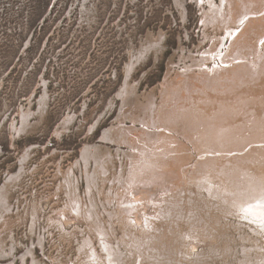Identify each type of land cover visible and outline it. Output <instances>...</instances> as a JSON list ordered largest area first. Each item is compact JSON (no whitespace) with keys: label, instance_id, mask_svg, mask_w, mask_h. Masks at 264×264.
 <instances>
[{"label":"rangeland","instance_id":"374dc122","mask_svg":"<svg viewBox=\"0 0 264 264\" xmlns=\"http://www.w3.org/2000/svg\"><path fill=\"white\" fill-rule=\"evenodd\" d=\"M240 4L241 14L262 11L255 25H262L264 34V0H240ZM201 7L196 0H0V201L3 198L5 204L0 208L1 264L12 259L2 257L7 254L21 264L20 257L31 249L33 256L26 264H32L33 258L43 264L76 261L75 240L81 239L80 233L75 238L62 235L49 220L53 210L63 211L67 203L66 194L59 191L63 175L82 161L85 144L98 142L103 131L117 122L124 105L121 96L137 94L138 101L144 102L152 92L160 104L183 62L190 65L191 54L200 60L225 37L226 26L208 19L209 7ZM259 39L253 40L254 50L240 51L234 45L233 58L240 60L234 63L235 70L230 66L212 82L202 81L206 76L197 72L174 84L170 95L179 102L182 120H204V133L221 138L222 144L228 139L227 151L247 147L243 154L233 155L231 162L246 168L248 175L232 167L225 152L210 173L224 181L222 188L241 194L246 190L262 203L264 39ZM209 63L212 66L213 60ZM208 118L216 124L208 125ZM181 141L193 150V143ZM188 162L190 177L197 170H191L192 157ZM230 167L229 176L225 171ZM77 174L74 190L83 197L87 185ZM184 180H180L183 186ZM72 226H67L70 233ZM240 232L229 230L233 254L228 259L238 251L239 259L243 257L248 235L258 237L248 229Z\"/></svg>","mask_w":264,"mask_h":264},{"label":"bare ground","instance_id":"6f19581e","mask_svg":"<svg viewBox=\"0 0 264 264\" xmlns=\"http://www.w3.org/2000/svg\"><path fill=\"white\" fill-rule=\"evenodd\" d=\"M198 1L201 8L209 7L211 15L208 19L218 26H226L225 37L219 38L213 49L200 60L188 52L191 64L183 62L179 77L170 82L168 87H172L167 89L160 104L152 92L143 99L147 103L141 98L139 102L137 94L129 98L128 93L121 96L124 105L117 122L103 131L98 142L85 144L82 161L76 162L63 175L64 184L59 191L66 194L67 203L63 211L53 210L55 213L49 220L56 223L62 235L75 238V233H80L81 239L75 240L79 256L73 264H232V260L235 264H264L261 241L264 238V202L256 201L246 190L241 194L228 191V187L222 188L220 184L224 181L210 173V168H216L218 160L224 158L221 154L225 152L232 166L231 157L243 154L247 147L234 149L233 153L227 151L224 143L228 139L225 137L222 144L221 138L204 133L207 127L204 120H182L183 115L177 112L179 102L175 97L176 101H172L170 95L174 84L180 85L184 78L197 76V72L206 76L202 81L212 82L216 77L221 78L230 66L235 70L234 63L240 60L233 58L234 45L237 43L236 48L240 51L254 50V38L264 39L260 30L262 25H255L257 18L262 17L258 16L262 11L241 14L240 0H217L219 4L216 0H196V3ZM228 23L235 26L230 27ZM210 60H213L212 66ZM174 67L175 61L170 62V69ZM175 90L182 92L181 88ZM180 99H184L183 92ZM208 120V125L216 124ZM181 139L193 143V150ZM248 147L253 146L249 144ZM249 149L246 154L250 153ZM190 157L194 161L191 170L197 172L189 177L190 169L186 166ZM232 167L243 176L249 174L242 165ZM118 169L119 174L116 173ZM179 172L180 176L177 175ZM77 173L87 185L83 197L74 190L79 183ZM226 173L231 175V167ZM262 176L260 184L264 188V173ZM181 178H186L184 186ZM187 183L196 189L186 186ZM135 196L149 200L142 203ZM2 203L3 198L0 208L5 206ZM70 224L75 227L72 233L67 230ZM231 228L238 233H246L248 229L258 236L255 239L248 235L246 242L249 244L243 246L240 259L239 251L234 258L228 259L233 254ZM32 251L27 250L20 257L21 264H26L28 257L32 258ZM5 256L12 257L7 264H16V257L2 255ZM32 264L43 263L33 258Z\"/></svg>","mask_w":264,"mask_h":264}]
</instances>
